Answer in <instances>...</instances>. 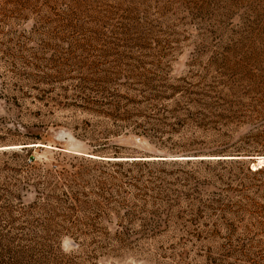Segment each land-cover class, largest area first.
Returning a JSON list of instances; mask_svg holds the SVG:
<instances>
[{"label": "rangeland", "instance_id": "374dc122", "mask_svg": "<svg viewBox=\"0 0 264 264\" xmlns=\"http://www.w3.org/2000/svg\"><path fill=\"white\" fill-rule=\"evenodd\" d=\"M19 1L0 0V186L94 150L161 159L177 145L194 151L179 160L264 166V122L244 95L264 81V0ZM18 187L28 207L36 191ZM248 223L233 239L173 228L80 264H264V233ZM61 249L77 252L70 238Z\"/></svg>", "mask_w": 264, "mask_h": 264}, {"label": "trees", "instance_id": "16d2710c", "mask_svg": "<svg viewBox=\"0 0 264 264\" xmlns=\"http://www.w3.org/2000/svg\"><path fill=\"white\" fill-rule=\"evenodd\" d=\"M55 1L65 0H43L42 4L53 10ZM74 3L81 5L78 0ZM230 90L239 92L235 86ZM245 93L264 122V81L249 86ZM100 96L95 91L89 99ZM145 100L149 104L152 99ZM147 130L164 134V128ZM167 149L160 160L146 153L94 150L95 156L107 160L62 157L40 174L10 177L17 183L9 180L0 186V264L91 263L100 254L132 250L140 239L173 228L184 237L198 239L199 230L211 226L215 237L226 232L233 239L236 223L247 221L246 228L250 225L264 233V166L254 170L238 158L179 160L194 151L177 145ZM256 154L260 153L237 151L231 156ZM3 164L9 166L6 160ZM21 183L36 191L28 207L19 193ZM65 238L77 249L68 261L61 249Z\"/></svg>", "mask_w": 264, "mask_h": 264}, {"label": "water", "instance_id": "95a60500", "mask_svg": "<svg viewBox=\"0 0 264 264\" xmlns=\"http://www.w3.org/2000/svg\"><path fill=\"white\" fill-rule=\"evenodd\" d=\"M78 155H81V154H78ZM88 157H90V158H96V156L95 155H92V154H89V155H87ZM154 159H156V160H160V159H158V158H156V157H154ZM101 160H104V159H101ZM259 161H261V160H259ZM258 165H259V162H258ZM262 166V165H261ZM260 168V167H259Z\"/></svg>", "mask_w": 264, "mask_h": 264}]
</instances>
